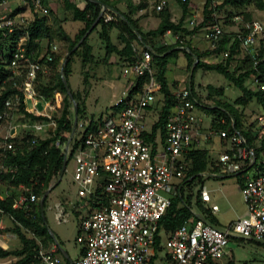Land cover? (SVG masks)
<instances>
[{
    "label": "built area",
    "instance_id": "built-area-1",
    "mask_svg": "<svg viewBox=\"0 0 264 264\" xmlns=\"http://www.w3.org/2000/svg\"><path fill=\"white\" fill-rule=\"evenodd\" d=\"M23 1L38 15L49 12L43 0ZM222 1H210L212 11L206 21L195 15L189 20V25L205 23L202 37L211 50L218 47L225 35L216 15V7ZM168 3L169 0H155V9L160 11ZM100 12L104 22L116 19L117 14L106 7L102 6ZM11 13L8 8L0 13L2 34H19L7 68L10 78H19L14 85L22 94L24 109L42 118L21 124L32 133L23 140L20 131L11 124L19 112V94L3 100L0 124L5 121L10 124L0 138V199L9 195L10 181L18 171L17 165L7 163L8 153L32 148L39 138L53 132V116L62 103L61 92L55 90L52 98L43 100L35 88L38 75L49 72L57 46L49 44V51L39 57L28 53L26 45L32 19ZM231 21L238 29L229 38L227 48L219 51L220 62L228 60L229 47L237 40L238 48L244 52L243 58L249 56L255 70L248 76V88L260 92L264 98V73L256 69L258 51L264 44V20H244L240 15H233ZM163 38L180 47L184 44L178 32L166 30ZM135 51L136 59L121 68L125 84L113 101L111 111L94 121L90 129H87L90 119L80 120L60 146L65 169L71 160L70 175L75 193L55 204L54 217L58 222H65L71 212L77 214V208L85 209L76 238L80 246L78 257L74 259L66 251L63 256L57 241H50L45 247L39 239L34 259L28 264H225L222 259L232 242L264 240V149L258 152L260 143L256 147L248 144L241 130L235 128L233 119L229 123L223 117L218 120L221 124L228 123L229 128L212 126L211 120L209 126L204 127L196 110L205 112L202 108L209 104L203 99L200 101L199 93L190 87L175 90L176 102L163 125V136L156 134L155 147L147 142L144 135L151 133L150 115L157 107L161 84L152 64L151 51L144 47ZM58 70L61 71V67ZM28 101L31 107L27 106ZM39 101L40 111L36 107ZM241 128L264 137V110L255 116L253 127ZM216 140L223 143L205 157V168L198 173L201 181L187 176L190 153L213 145ZM231 176L237 180L246 214L218 227L209 217L215 215L219 207L212 203L204 180ZM191 185L196 186L187 193ZM16 190L12 208L21 209L32 218L36 212H43L41 197L31 187L19 183ZM181 190L185 200L190 196L191 216L175 229L166 230L159 221L171 198ZM6 217L0 207V245L7 238ZM8 217L15 220L13 215ZM28 232L33 236L32 231Z\"/></svg>",
    "mask_w": 264,
    "mask_h": 264
},
{
    "label": "trees",
    "instance_id": "trees-1",
    "mask_svg": "<svg viewBox=\"0 0 264 264\" xmlns=\"http://www.w3.org/2000/svg\"><path fill=\"white\" fill-rule=\"evenodd\" d=\"M3 0H0V2ZM102 4L107 5L112 12H117L115 20L104 22L101 17L97 23L93 26L90 32L83 38L78 47L73 51L72 48L85 34L94 20L98 17L102 4L91 0H85V4L82 8L70 3L69 0H63L64 9L71 12V19L74 21L83 22L84 26L77 32L74 39L67 45L68 55L64 57L65 63L59 71V65L61 60V54L56 50L52 53V60L50 62V70L46 74H39L36 81V91L39 97L43 100H48L53 97V91L57 90L62 94V103L59 112L53 116L55 120V129L43 138H39L37 143L32 148L17 149L14 153H8L7 163L18 166V171L14 178L10 181L9 195L0 199V207L5 211L7 217L5 218V230L11 231L19 241L20 246L15 249H6L3 245H0V260L4 258H13L9 264H28L34 259V255L38 249L37 240H41L42 244L47 247L50 237L47 235L46 228L44 226V213L38 211L35 213V218L27 216L21 209L12 208L13 198L17 195V185L19 183H25L28 187H31L32 191L39 197L48 190L54 188L59 181L50 186V182L53 178L59 176L64 154L61 149V145L67 141L68 134L72 130V124L74 119V109L72 99L77 103V123L80 118L85 115L86 106L84 101V95L88 93L87 86V72L85 68L97 62L94 54L92 53V46L89 44L88 39L91 33L96 32L102 48L104 50V57L102 61H107L112 53H116L119 56L118 62L121 67L124 65L131 64L136 59V45H142V42L147 44L144 49H149L152 53V64L155 68L157 78L160 81V99L159 109L157 117L155 118L151 133L144 135V139L152 143L155 147V137L159 133L163 136V125L165 120L170 113L172 107L176 102L175 90L171 89L166 77L168 60H176L180 52L184 53L187 59L188 69L194 61V57L198 58V61L193 68L191 80L185 87H190L192 90L193 75L196 69L205 68L207 70H214L222 74L227 80L232 82L241 92L242 95L237 99V103L244 106L253 98H256L260 108L264 110V98L261 93L253 89H249L244 85V81L248 78L250 73L255 72L252 67L251 58L245 56L243 58V65L229 69V64L235 58L234 55L238 52V41H234L229 47L230 56L225 63L216 62L208 63L202 60V53L196 52L191 47L190 42H184L182 47L179 44H164L163 34L166 30L178 32L181 36H187L193 33L192 30L186 29L183 24L187 14L190 13V0H175L181 7L182 14L179 20H172V15L167 7L157 12L159 22L153 29L143 30L139 27L137 20L131 18V14L135 13L138 9H142L146 6L145 3H138L133 5L131 1L126 2L128 9L127 13L121 14L117 11L114 6V2L110 0H99ZM211 0H205L202 14L203 20L206 21L209 17V13L212 11L210 7ZM254 7L258 9H264V0H223L220 2L216 10L225 9L228 12V17L233 15H240L244 20L252 19V10ZM45 1L43 0V4ZM33 11V10H32ZM17 10L12 11V15L16 14ZM119 13V15H118ZM205 26V23L201 24ZM29 39L27 41L26 49L28 53H33L34 57L43 56L49 51L48 44L43 49V41L49 42L52 39V31L48 26V16L38 15L36 11H33V18L29 26ZM111 31L117 32V39L122 44L118 47L111 39ZM59 35V34H58ZM19 34L6 35L2 34L0 30V51L6 49L9 51L6 55L0 56V110L2 108L3 100L8 96L18 93L20 97L19 112L24 115L25 120L35 121L41 119L42 116L36 115L34 112H27L24 109V102L22 101V94L14 85L15 81L18 83L19 78H10V70L7 68L9 63L10 52L15 46L16 39ZM60 36V35H59ZM230 35H224L223 39L219 43L218 47L212 52L219 53L221 50L227 48V42ZM74 56L80 57L81 68L84 74V84L86 89L84 94H80V91H73L69 85V76L71 74V63ZM257 70L264 73V44L260 45L258 55ZM237 69L241 71H237ZM49 75V76H48ZM10 78V79H9ZM49 79V80H47ZM63 79L66 80L67 86L72 94V99L66 92V88L63 83ZM208 95L213 92L222 94L223 88L214 89L211 86H207ZM194 91V90H193ZM198 99L201 101L202 97L199 95ZM205 112L211 114V125L219 128H229L230 119L234 120L235 128L241 130L247 139V143L252 146H257L258 152L264 149V140L260 137L254 136L250 131L242 129V114L234 104L224 102L220 99L214 101L213 105L204 106L202 108ZM223 117L228 123L221 124L218 120ZM94 124V120L90 118L87 129H90ZM249 127V126H248ZM251 127V126H250ZM249 127V128H250ZM21 139L31 137L32 133L28 131H20ZM16 142L18 141L15 138ZM59 145H56V142ZM223 143V140H216L212 147L204 146L190 153L191 163L187 176H194L193 178L201 181L198 173L205 168V157L213 150L219 148ZM66 170V169H65ZM64 170V171H65ZM58 179V178H57ZM47 195L43 199V204ZM196 204L199 205V201L196 200ZM190 196L187 200L183 197L181 190L180 194H176L171 198L170 205L168 206L165 214L161 217L159 225L164 227L166 230H173L180 226L187 218L191 216L190 207ZM13 215L15 220H11L8 216ZM28 230L33 232V236L29 235ZM27 233V234H26ZM253 241V240H251ZM255 241V240H254ZM257 243H264L256 241ZM225 264H235L234 260H228Z\"/></svg>",
    "mask_w": 264,
    "mask_h": 264
},
{
    "label": "rangeland",
    "instance_id": "rangeland-1",
    "mask_svg": "<svg viewBox=\"0 0 264 264\" xmlns=\"http://www.w3.org/2000/svg\"><path fill=\"white\" fill-rule=\"evenodd\" d=\"M14 1H18L21 3H25L23 0H10L9 4L12 8L15 6ZM133 2V0H125ZM205 0H190V4L193 3V15H195L198 19L203 17L202 9ZM138 3H145V10L140 11L137 10L140 17L144 19V17H150L152 20H145L146 28L151 29L154 27L155 23L159 21L157 16V10L155 9V0H136ZM18 4V3H17ZM133 4V3H132ZM253 4V2L251 3ZM27 5V4H26ZM136 5V4H133ZM18 6V5H17ZM28 6V5H27ZM253 6L252 10V18H257L264 20V9H258ZM167 7L175 21L179 20L182 14V10L180 5L175 0H169ZM136 11V12H137ZM1 13V10H0ZM24 15V14H23ZM47 15H50L48 12ZM184 20V27L188 30H192L193 33L182 36L184 42H190L191 47L195 49L196 52L202 53V60L208 63H216L220 62V57L218 53L212 52L208 43L202 37V28L201 24L199 25H189V20L192 17V14H187ZM216 15L221 23L223 32L225 35H230L229 38L232 37L233 32L236 31V25L231 21V18L228 17V12L225 9L216 10ZM27 16V15H24ZM29 17V16H28ZM32 19V17H29ZM181 35V34H180ZM163 37V36H162ZM96 35L94 34V39ZM93 39V40H94ZM46 41V40H45ZM44 42V41H43ZM45 44V42H44ZM56 46L58 52L61 54L60 67L62 62L64 61V57L68 54L67 48L64 47L59 48V41L56 40ZM173 44V43H171ZM59 45V46H58ZM94 56L96 59L100 60L101 50L98 48V44L94 43ZM139 45H136V48ZM139 48V47H138ZM137 48V49H138ZM6 49L0 51V56L6 55ZM104 53V50H103ZM234 60H232V64L229 66L230 70H234V68H238V66L243 65V56L244 52L238 48V52L236 54ZM98 57V58H97ZM234 58V57H233ZM92 65V64H91ZM93 69H88L86 80H91V89L88 97L89 100V110L94 112L97 116H90L91 112L85 111V115L80 118L81 121H87L90 118L94 121L100 120L106 113L111 111V106L113 101L116 99L117 95L120 94L121 84L123 79L121 76V68L118 64L110 65L108 67H101L93 64ZM237 71H241L240 69ZM188 74L189 69L187 66V59L184 56V53L180 52L179 56L176 60L169 59L166 71V77L169 85L172 90H176L178 88H183L188 85ZM49 76V75H48ZM120 78V79H119ZM49 80V79H47ZM124 80V79H123ZM83 83V84H82ZM69 85L73 91H78L80 89V94H84V90L86 86L84 84V74L81 68L80 57L74 56L72 58L71 63V74L69 76ZM244 85L248 88L249 81L248 78L245 79ZM207 86H211L214 89L223 88V93L219 94L216 92L208 95ZM192 88L194 91H197L199 95L202 97L204 102H207L209 105H213L214 101L220 99L222 101L229 102L234 104L235 107L242 114V126H251L254 125L255 116L261 111L260 105L256 98H253L246 105L242 106L238 104L236 101L242 95V92L229 80H227L222 74L214 71L207 70L205 68H198L194 72L193 75V84ZM89 89V88H88ZM160 99V96L158 100ZM157 100V101H158ZM206 103V104H207ZM27 106L31 107L30 101L27 102ZM159 109V104L155 108L154 112L150 115L149 124L153 123L155 118L157 117V110ZM196 114L201 117L203 120V126L208 127L211 114L201 111V109L196 110ZM24 115L20 112H16L15 117L13 119V124L16 126L17 131H28L27 128L23 127L21 124L26 123ZM9 121L2 122L0 124V138L5 135L6 126L8 127ZM20 124V125H19ZM47 133V132H45ZM43 133V136H45ZM264 140V138H263ZM212 147L213 145H207ZM71 160L63 172L59 183L52 188L49 189L47 194V198L45 199L43 205V213H44V226L46 228L47 235L50 237L51 241H57L59 244L60 250L66 251L70 257L77 258L79 245L76 241L80 216H82L85 212V209L80 207L77 208V214L71 212L67 221L58 222L54 217V208L57 202H63V199L68 195H74V185L71 180ZM58 178V177H57ZM57 178H53L50 182V186L56 182ZM204 185L207 187V190L211 194L212 201L217 204L219 207V211L209 217V220L217 225L218 227L224 226L230 220L235 219L240 216H244L246 214L245 204L243 202L238 183L235 177H224V178H213L209 177L204 180ZM196 185H191L187 187V193L193 191V187ZM70 211V210H69ZM5 224V222H4ZM7 238L2 242V245L6 249H15L20 246L18 239L11 232L7 231ZM27 234V233H26ZM61 252V251H60ZM234 260L235 264H264V243L260 244L256 241L251 240H241L234 241L227 248L226 255L224 256V262L228 260ZM13 258L8 257L0 260V264H9Z\"/></svg>",
    "mask_w": 264,
    "mask_h": 264
},
{
    "label": "crops",
    "instance_id": "crops-1",
    "mask_svg": "<svg viewBox=\"0 0 264 264\" xmlns=\"http://www.w3.org/2000/svg\"><path fill=\"white\" fill-rule=\"evenodd\" d=\"M9 1L10 0H3V1L0 2V10H1V12H3L5 8H8L11 11L17 10L16 13L24 14V15H27L29 17H33V11H32V9L30 7H28L26 5V3H21V2H18V1L17 2L14 1V3H15L14 5L15 6H13L11 8L10 7V4H9ZM44 1H45L44 5L48 8V11L50 13V15H47V16H48V26L50 27V29L52 31V39L49 42L44 41L45 44L43 42V49H44V47L47 44L48 45L49 44H55V45H57L56 44V40H58L59 43H60L59 44L60 46L58 45L59 48H62V49L64 47L67 48V45L69 44V42L74 39L75 35L84 26V24L81 21H74V20L71 19V12H68V11H66L64 9L63 0H44ZM110 1L114 2L115 8L121 14L128 12V9L126 7V1L125 0H110ZM69 2L75 4L76 6H78L80 8H82L84 6V4H85V0H69ZM132 3L133 4H137L136 0H133ZM193 6H194L193 3H191L189 5V7H190V13L192 15L194 14L193 13V11H194L193 10ZM138 10L144 11L145 10V7L142 8V9H138ZM114 13L117 14L116 11ZM139 13L137 11L135 13H132L130 16H131V18L137 20V23H138V25H139L140 28H142L143 30H148L146 28V23L147 22L145 20H152V19L150 17H148V18L147 17L146 18L144 17V19H143L142 17H140ZM118 15H119V13H118ZM171 15H172V13H171ZM171 17H172V20H174L173 19V15ZM158 22H156L154 24L155 26L152 27L151 29L155 28L157 26ZM183 26H184V24H183ZM94 34L96 35V38L95 39H94ZM111 39H112V41L118 47H121L122 46V44H120V42L117 39V32L116 31H111ZM88 42L92 46V53L93 54H94V48H95L94 43L95 44H98V48H100V50H101V56L99 57L100 60L96 59V57H95V59L97 60V62L92 63V65L93 64H96L97 66L108 67L110 65L118 64L120 66V64L117 63L118 62V59H119V56L116 53H112L109 56V58L107 59L106 62L105 61H102V59L104 57L103 48H102V44L100 43V40L98 39V36H97L96 32L91 33V35L89 36ZM163 43L164 44H171L172 43V40H166L165 41V39L163 38ZM138 47L139 48L140 47H147V44H145L144 42H142V45H139ZM92 65L90 64V65H88L85 68L86 72L88 71V69H93V66ZM120 68H122V67L120 66ZM123 79H120V80H122L121 90L123 89L124 84H125V79L124 80ZM87 86H88L89 89H88V93L86 95H84V101H85L86 111L87 112H91L88 109L89 108V100H88V97H89L90 89H91V80L90 79H88V81H87ZM121 90H120V92H121ZM78 91H81V90L78 89ZM90 116H97V115L94 112H91ZM212 203L216 204L213 201H212ZM240 217H242V216H240ZM235 219L230 220L228 223H230L231 221H233ZM228 223H226V224H228ZM221 227H223V226H221ZM222 261L224 262L223 259H222Z\"/></svg>",
    "mask_w": 264,
    "mask_h": 264
},
{
    "label": "water",
    "instance_id": "water-1",
    "mask_svg": "<svg viewBox=\"0 0 264 264\" xmlns=\"http://www.w3.org/2000/svg\"><path fill=\"white\" fill-rule=\"evenodd\" d=\"M91 1L98 2V3L102 4L99 0H91ZM102 6H103V7H107V5H105V4H102ZM101 16H102V13L100 12L99 15H98V17L94 20V22L91 24V26H90V27L88 28V30L85 32V34L80 38V40L75 44V46L72 48L71 51H73L76 47H78V45L80 44V42H81V41L83 40V38H84V37L90 32V30H91V29L93 28V26L97 23V21L101 18ZM69 53H70V52H69ZM69 53H68V54H69ZM68 54H67V55H68ZM67 55H66V56H67ZM65 59H66V58H65ZM65 59H64V61L62 62L61 67L64 65V63H65ZM197 61H198V58H197V57H194V61H193V63L191 64V66H190V68H189L188 81L191 80V76H192L193 68L195 67ZM63 83H64V86H65V88H66V92H67V94H68L69 97L72 99L71 91L69 90V88H68V86H67V83H66V80H65V79H63ZM72 103H73V109H74V119H73V124H72V130H71V133L74 131V128H75L76 123H77V115H76V113H77V103H76V101L73 100V99H72ZM36 107H37V109H38L39 111L42 109V104H41L40 101L37 102ZM65 167H66V161H65V159H63L62 167H61V170H60V173H59V176H58L57 181H59V180L61 179V176H62V174H63V172H64V170H65ZM48 192H49V189H48V190L43 194V196L41 197V200H40V207H41V209L43 208V206H42V204H43V199H44V197L48 194ZM255 241H261V242H264L263 239H261V240H255ZM60 251H61V253H62L63 256H66V252H65L64 250H60Z\"/></svg>",
    "mask_w": 264,
    "mask_h": 264
}]
</instances>
